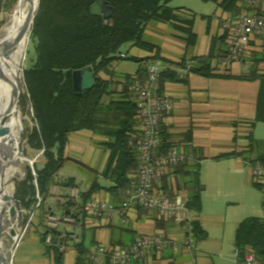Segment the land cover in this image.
Instances as JSON below:
<instances>
[{
  "label": "crops",
  "instance_id": "obj_1",
  "mask_svg": "<svg viewBox=\"0 0 264 264\" xmlns=\"http://www.w3.org/2000/svg\"><path fill=\"white\" fill-rule=\"evenodd\" d=\"M212 1L219 9L217 3L223 0ZM173 9H181L178 12L180 18L192 23V32L196 36L194 46L188 48V36L180 23H151L148 27L157 25L153 27L151 34L157 36V32L165 33L161 37L164 43L159 45L147 41L156 48L153 51L135 48L138 56L135 59L159 58L164 71L176 73L175 77L161 83L162 94L172 103V110L162 122V130L168 143L185 156V162L181 165L182 170L171 169L165 182H161L157 189L165 190L173 198L187 202L196 193L197 187L184 176L183 170L190 173L199 171L202 206L200 214L196 213L195 221L199 222L205 236L200 240L195 238V250L180 248L174 253L168 248L162 253H153L137 264H217L219 261L220 264H242L237 261L236 231L245 219L258 218L252 215L258 211L257 204L253 202L256 199L254 190L264 191L253 185L255 179L252 167L255 164L252 162L260 157L264 158V144L254 138V128L258 124L255 118L260 83L237 78L247 77L254 70L264 75V37L256 38L250 43L248 58L242 63L222 68L221 59L211 61L215 74L226 73L236 79L203 77L189 72V66H198V61L210 54L213 39L224 38L222 45H216L215 56L220 50L222 54H226L227 33L222 30V20L225 14L231 13L219 9L218 13L211 16H197L183 8ZM258 60L260 62L256 63ZM183 62L184 67L181 65ZM116 65L117 63L112 65V77L101 75L103 79L112 82L114 97L122 92L124 78L136 75L141 67L139 64L134 74L117 76ZM110 100L111 97H105L103 103L108 104ZM108 142L107 137L92 131L70 135L65 149V157L70 161L63 165L57 179L72 181L83 194L95 187L92 198L112 202L119 208L121 197L110 191L114 183L105 174L111 157V151L106 146ZM223 155L233 156L217 159ZM129 177L135 181L136 171ZM60 192L62 195H69V190ZM50 201L49 206L57 212V200ZM34 226L24 235L18 230L20 241L13 249V243L10 246L11 264H55L52 250L41 240L40 228L43 227L40 223ZM75 227L80 230L79 234L71 229ZM183 231L181 226L139 208L128 212L125 224L122 223L120 214L116 213L110 219L97 220L93 216H87L79 226L61 224L57 228L61 251L64 252L63 264H76L78 251L75 246L79 243H83L87 252H91L99 245L129 246L141 237L160 232L181 241ZM30 237L33 248L21 252L17 257L22 247L19 246L20 242L22 244ZM231 240L235 260L225 256ZM18 246L19 250L16 251Z\"/></svg>",
  "mask_w": 264,
  "mask_h": 264
},
{
  "label": "trees",
  "instance_id": "obj_2",
  "mask_svg": "<svg viewBox=\"0 0 264 264\" xmlns=\"http://www.w3.org/2000/svg\"><path fill=\"white\" fill-rule=\"evenodd\" d=\"M97 1L40 0L31 29L32 40L36 43L37 59L35 65L23 73L26 92L20 99V106L25 114L31 116L33 125L26 130L23 139L31 150L42 153L45 162L41 169L37 165H34L33 170L28 168L26 179L16 185L15 200L26 214L22 220L23 225H31L30 217L40 214V226L44 229L41 240L46 244L47 237H52L49 249L53 252L55 264H63L64 252L61 251L57 229H48L46 226L47 217L70 215L76 222L81 223L88 216L85 205L93 199L95 191L94 187L89 192L82 193L78 200L61 194L64 203L61 205V201L57 200L55 206L59 212H55L48 204L51 199H55L51 195L54 185H58L60 191L74 187L72 181L57 179L63 165L70 161L65 157L69 136L81 131H92L107 137L109 142L106 146L111 151V157L105 174L114 183L110 191L121 197L124 189L134 186L136 180L132 181L129 176L137 170L135 146L140 137V122L136 99L130 91V85L135 76H144L145 62L159 58H132L131 60L141 64L140 70L136 75L124 78L123 90L117 97L112 96V82L103 79L101 75L112 77V65L119 60L128 59L120 56L121 49L126 45L146 51L156 48L145 40V31L151 23H180L184 27L183 32L188 36V48L193 47L196 42L192 23L180 18L178 12L181 9L170 8L168 0H102L114 8L107 23L103 18L90 14V8ZM217 4L225 13L238 14L250 10L241 0H223ZM223 43L224 38L213 39L210 54L199 60L198 66L191 65L189 72L203 77L236 79L226 73L215 74L211 68L213 59H222L225 56L220 49L215 56L216 45ZM259 62L258 60L256 63ZM181 65L184 67L185 62ZM87 67L92 68L95 84L90 90L76 93L73 89V72ZM175 76L176 73L171 70L162 72L160 86L164 80ZM237 79L260 83L255 122L264 123V75L254 70L249 76ZM105 97H111L108 104L103 103ZM162 135V152L166 153L173 146L164 137V132ZM231 156L223 155L217 159ZM252 164L264 166V158L260 157ZM181 165L175 168L182 170ZM183 173L197 187L196 193L188 199L187 206L200 214L202 189L199 184V171L190 173L183 170ZM21 175L22 173L19 177ZM166 177L163 178V183ZM253 185L264 191V183L255 181ZM162 193L174 197L165 190ZM192 228L196 239L200 240L205 236L198 221L194 220ZM75 247L78 251L76 264H91L84 244L79 243ZM235 248L239 263L243 262L248 253H252L256 264H264L263 218H248L239 225Z\"/></svg>",
  "mask_w": 264,
  "mask_h": 264
},
{
  "label": "built area",
  "instance_id": "obj_3",
  "mask_svg": "<svg viewBox=\"0 0 264 264\" xmlns=\"http://www.w3.org/2000/svg\"><path fill=\"white\" fill-rule=\"evenodd\" d=\"M241 1L250 10L235 15L225 14L222 20V30L227 33L228 44V50L221 59L222 68L247 60L250 43L256 38L264 37V0ZM120 56L127 57L123 54ZM143 70L144 76H135L130 85V91L136 99L140 122V137L135 146L136 183L121 192L122 201L119 208L112 202L93 198L85 205V210L88 216L97 220L110 219L119 213L122 223L125 224L128 212L143 209L181 226L184 229L182 240L171 239L164 232H160L141 237L129 246L99 245L88 254L91 264H137L153 253H162L168 248L174 253L180 248L188 251L196 248L192 228V223L197 217L196 212L190 210L183 199L171 198L157 189L172 168L185 162V156L176 147L170 148L166 153L162 152V122L172 110V103L162 94L160 86L164 66L161 61L154 60L145 62ZM252 175L255 181L264 183V166L253 165ZM60 193L58 185H54L51 195L63 205ZM81 194L78 187L69 189L71 199L78 200ZM62 223L76 226L81 224L70 215H49L46 219L48 229H57ZM51 243L52 237L49 235L46 244ZM242 264H256L254 254L248 253Z\"/></svg>",
  "mask_w": 264,
  "mask_h": 264
},
{
  "label": "rangeland",
  "instance_id": "obj_4",
  "mask_svg": "<svg viewBox=\"0 0 264 264\" xmlns=\"http://www.w3.org/2000/svg\"><path fill=\"white\" fill-rule=\"evenodd\" d=\"M20 0H0V29L2 27H4L9 20L11 19L13 13L16 11L17 6L19 4ZM39 4H40V0H39ZM38 4V7H39ZM28 3L27 5L22 9V11L20 12V14L22 15L26 9H28ZM168 6L170 8H183L187 11L192 12L193 14L200 16V15H206V16H211L215 13H218L219 9L217 8V5L214 1L212 0H169V4ZM38 10V8H37ZM157 26L156 24H152L151 26H149L147 28V32L145 33V40L150 42V43H154V44H159L162 45L164 43L163 41V37L165 35V33L162 32H157V36L151 34L153 27ZM164 34V35H163ZM135 47L131 46V45H126L121 49V54L126 55L128 57V59H122L119 60L117 62L116 65V75L117 76H123L126 74H134L136 72V70L139 67V64L133 60H131L132 58L138 57L134 51ZM140 50V49H139ZM36 59H37V53H36V43L34 40H32L31 34L28 37V41H27V45H26V51H25V57H24V62H23V66H22V75L24 73V71L28 68H31L32 66L35 65L36 63ZM16 73V72H15ZM22 90V85L20 86L19 80L17 82V85L14 89L15 91L18 90ZM25 87L23 86V90L21 93V97L23 95H25ZM14 94V93H13ZM20 97V99H21ZM19 110L21 113L22 118V124H23V128H24V134L26 133V130H29L32 128V122H31V116H28L27 114H25L24 110L21 108L20 106V100H19ZM5 113V105L1 104L0 106V122L3 118V115ZM4 139H2L3 143L1 144L3 147L9 148L11 147L9 140L7 139L6 136L3 137ZM254 138L257 141L262 142V144H264V123H258L256 124L255 128H254ZM25 142V159L26 162L24 163V165L21 168V177L16 178V182H12V184L9 185L8 190L9 193L12 197H14L15 199V192H16V185L20 182H22L23 180L26 179L27 177V170L28 168L32 169V167L34 168V165H37V167L39 169L42 168L45 160L42 156V153H38L36 151L31 150L27 145H26V141ZM35 162L33 166L30 165V162ZM10 165L7 166V168ZM254 194H255V200H253V202L255 204H257V214H252V215H256L253 217H258V218H263L264 219V192H260L258 190H254ZM51 202V201H49ZM48 202V204H49ZM251 202V204L254 205V203ZM249 205V203H247ZM59 212V211H57ZM20 213V212H18ZM251 212H248V214ZM25 212L22 210V217L19 218L18 217V222L21 223L20 227L18 228V230H20V233H22V235H24L27 231H29L30 229H32V227L36 224H39L40 222V218L38 213H36L35 215H32L29 219V222L32 221L31 225H23L22 220L25 217ZM252 217V216H251ZM34 226V227H35ZM228 227V226H227ZM41 232H44L43 228H40ZM72 230H76V233L79 234L80 230L77 229L76 227ZM31 237L27 238L24 243L19 244V246L21 245L22 247L20 248V250L18 249L19 246L17 247L16 251H18V255L17 257L20 255L21 252H24L26 250L30 251L31 248H33V246H31ZM13 242L9 241V247L12 245ZM227 257H230L232 260H235V251H234V245L232 240L229 242V247L227 248V253L226 255ZM215 261L216 258H214ZM220 264V261L219 263Z\"/></svg>",
  "mask_w": 264,
  "mask_h": 264
},
{
  "label": "bare ground",
  "instance_id": "obj_5",
  "mask_svg": "<svg viewBox=\"0 0 264 264\" xmlns=\"http://www.w3.org/2000/svg\"><path fill=\"white\" fill-rule=\"evenodd\" d=\"M27 3L28 9L21 15L20 12ZM34 3H36V0H34ZM29 9L30 3L20 0L9 22L0 29V106L1 104L5 105V113L0 122V129L8 131L5 136L10 142V150L12 151L11 163L8 168H3L0 161V186H3V194L8 197H11L8 190L9 185L20 176L21 168L26 162L25 157L20 152L19 143L23 117L13 93L18 80L20 86L22 85V66L30 34H21V30L27 19ZM19 91L20 89L17 92ZM9 211L11 212V207ZM10 218L9 216L8 219Z\"/></svg>",
  "mask_w": 264,
  "mask_h": 264
},
{
  "label": "water",
  "instance_id": "obj_6",
  "mask_svg": "<svg viewBox=\"0 0 264 264\" xmlns=\"http://www.w3.org/2000/svg\"><path fill=\"white\" fill-rule=\"evenodd\" d=\"M30 3V9L28 12L27 19L22 27L21 34L29 33L31 34L32 25L34 23V19L36 16L39 0H25ZM114 13V8L110 7L106 4V2L102 0H98L92 7L90 8V14L94 17L103 18L106 23L112 17ZM95 82L93 78L92 68L87 67L82 70H78L73 72V89L76 93H81L82 91L90 90L93 88ZM24 86V77L22 75V90ZM22 90L19 92H14V99L17 104H19V100L21 97ZM19 107V106H18ZM8 133L5 129H0V161L3 164V168L10 165L12 151L9 148L3 147L1 144L3 143V137ZM24 128L22 124L21 131L19 133V143H20V152L22 156L25 155V142L23 139ZM25 157V156H24ZM5 163V164H4ZM34 161L30 162V165H34ZM33 170V167H32ZM27 172V171H26ZM16 182V180H13ZM11 207V212L9 208ZM20 212V213H18ZM11 214V215H10ZM11 217L8 219V217ZM18 217H22V210L19 202H17L14 197H8L3 194V186H0V264H11V256L12 252L9 247V241L13 242L12 249L15 245L20 241L18 228L21 223L18 222Z\"/></svg>",
  "mask_w": 264,
  "mask_h": 264
}]
</instances>
